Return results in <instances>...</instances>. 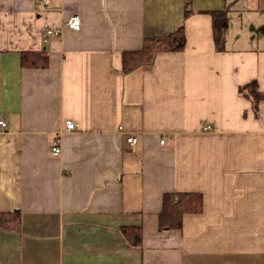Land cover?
<instances>
[{
	"label": "crops",
	"instance_id": "1",
	"mask_svg": "<svg viewBox=\"0 0 264 264\" xmlns=\"http://www.w3.org/2000/svg\"><path fill=\"white\" fill-rule=\"evenodd\" d=\"M39 1L0 0V214L20 217L0 264H264V100L255 116L238 94L264 92V0ZM211 11H226L221 51ZM180 24L182 51L122 73L123 52ZM184 192L202 211L160 230L163 194Z\"/></svg>",
	"mask_w": 264,
	"mask_h": 264
},
{
	"label": "trees",
	"instance_id": "2",
	"mask_svg": "<svg viewBox=\"0 0 264 264\" xmlns=\"http://www.w3.org/2000/svg\"><path fill=\"white\" fill-rule=\"evenodd\" d=\"M188 1L185 2L184 15L189 13ZM211 17L212 37L215 49H223V35L228 25L226 11L208 12ZM184 48V27L180 24L167 35L150 37L143 40L141 48L136 51L123 52L121 55V71L126 74L134 69L149 64L160 52H180ZM47 56L40 53L22 52L20 66L25 69L45 67ZM238 94L251 102L255 116L258 115V105L264 100V92L257 90L254 81L238 88ZM202 197L199 193H165L162 196L161 210L158 214V228L160 230L179 229L182 218L186 214H198L202 211ZM20 227V217L17 212L0 214V228L17 232ZM122 237L129 248H137L142 244V233L139 228L127 227L122 229Z\"/></svg>",
	"mask_w": 264,
	"mask_h": 264
},
{
	"label": "built area",
	"instance_id": "3",
	"mask_svg": "<svg viewBox=\"0 0 264 264\" xmlns=\"http://www.w3.org/2000/svg\"><path fill=\"white\" fill-rule=\"evenodd\" d=\"M40 4L44 5V6H48V0H41L39 1ZM63 26L69 30H72L74 32H77L80 30L81 27V22L79 17L77 16H71L70 18H68L67 20H65ZM56 34V32H55ZM0 127L1 128H5L6 127V122L3 120H0ZM76 129V126L74 124V122H72L71 120H66L63 122V131L65 132H71L74 131ZM127 142L129 144H134L135 143V139L133 138H128ZM161 143H163V141H161ZM61 152V148H60V139L59 138H55V140L52 142L51 148H50V154L52 156H58Z\"/></svg>",
	"mask_w": 264,
	"mask_h": 264
}]
</instances>
